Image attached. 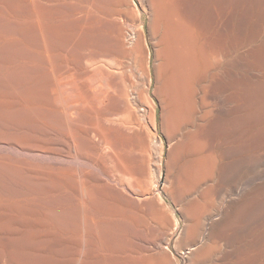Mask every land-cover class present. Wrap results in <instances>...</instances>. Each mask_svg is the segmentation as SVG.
<instances>
[{
  "label": "bare ground",
  "instance_id": "6f19581e",
  "mask_svg": "<svg viewBox=\"0 0 264 264\" xmlns=\"http://www.w3.org/2000/svg\"><path fill=\"white\" fill-rule=\"evenodd\" d=\"M91 221L95 264H264V0H0V264Z\"/></svg>",
  "mask_w": 264,
  "mask_h": 264
},
{
  "label": "rangeland",
  "instance_id": "374dc122",
  "mask_svg": "<svg viewBox=\"0 0 264 264\" xmlns=\"http://www.w3.org/2000/svg\"><path fill=\"white\" fill-rule=\"evenodd\" d=\"M159 121H160V117H159ZM160 130H161V127H160ZM92 138L94 140L98 139L95 136L94 137L92 136ZM80 166H81V168H83V170H89L91 168L90 164L86 161H83V160L81 161ZM99 225L100 224L97 223V227L89 229V230L93 231V234H91V236L87 235L86 238H84L83 234H82V236H80L81 240H83L82 241V252H81L80 258L83 259V256L85 254L86 264H95V262L97 261V259L95 257L97 255V253H96L97 244L95 242L97 240V235H98L97 233H98ZM118 229H119V231H122V232H118V238H120V239L122 238L123 240H125V239H130L132 237V227L131 226L118 228ZM120 229H122V230H120ZM176 254L179 257H181V255L178 254L177 252H176Z\"/></svg>",
  "mask_w": 264,
  "mask_h": 264
},
{
  "label": "crops",
  "instance_id": "0c3cea01",
  "mask_svg": "<svg viewBox=\"0 0 264 264\" xmlns=\"http://www.w3.org/2000/svg\"><path fill=\"white\" fill-rule=\"evenodd\" d=\"M100 224V223H99ZM101 226V225H99ZM80 231H79V237L84 236V238H86L87 235L91 236V234H93V231L89 230L90 228H94L97 227V222L96 221H91L89 222V224L85 225H80ZM80 264H86V256L84 254L83 259L80 260Z\"/></svg>",
  "mask_w": 264,
  "mask_h": 264
}]
</instances>
